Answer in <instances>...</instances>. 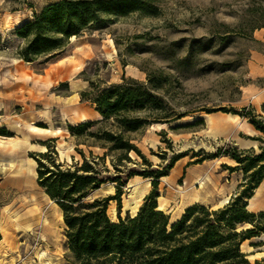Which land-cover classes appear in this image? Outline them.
I'll use <instances>...</instances> for the list:
<instances>
[{
    "label": "rangeland",
    "instance_id": "rangeland-1",
    "mask_svg": "<svg viewBox=\"0 0 264 264\" xmlns=\"http://www.w3.org/2000/svg\"><path fill=\"white\" fill-rule=\"evenodd\" d=\"M56 1L0 0V131L6 134L0 136V264H69L62 213L37 185L33 156L51 148V159L64 167L82 161L68 126L99 118L94 105L80 97L91 83L103 87L121 82L122 77L144 81L147 73L171 75L181 87L172 84L169 97L180 111H195L171 126L154 124L133 136L150 168L134 153L129 155L131 162L119 167L121 173L113 169L110 158L104 167L98 166L103 176H120L125 182L122 218L133 216L151 190L150 179L140 174L160 170L176 155L183 157L157 188L158 207L170 215V222L194 199L207 208L223 205L239 186L229 197L222 193V184L231 190L243 181L241 171L230 173L222 168L234 167L235 162L219 155L205 160L201 168H186L218 148L230 153L236 147L204 135L199 131L203 121H196L208 112L220 114L242 107L264 117V102L260 103L264 78L250 73L252 56L264 57V44L254 35L264 27V0H143L156 7L155 16L134 13L112 18L70 39L63 53L48 63L22 62L16 56L22 41L14 35L15 29ZM79 148L89 159L87 148ZM90 150L94 156L103 153L98 148ZM129 171L135 173L131 178L126 177ZM114 185L107 180L93 197L113 195ZM31 197L42 207L41 220L50 225L49 234L42 222L27 231V222L39 214ZM107 214L117 222L115 202H110ZM263 249L244 244L241 251L250 255Z\"/></svg>",
    "mask_w": 264,
    "mask_h": 264
},
{
    "label": "trees",
    "instance_id": "trees-1",
    "mask_svg": "<svg viewBox=\"0 0 264 264\" xmlns=\"http://www.w3.org/2000/svg\"><path fill=\"white\" fill-rule=\"evenodd\" d=\"M134 13L155 16L157 9L143 0H58L42 7L30 21L15 29L14 35L22 41L16 56L24 63H48L63 53L70 39L112 18ZM172 84L181 87L176 77L152 73H147L144 81L122 77L121 82L103 87L91 83L80 97L94 105L99 118L68 126L76 143L74 150L82 161L64 167L51 159V148L33 156L37 185L62 213L69 264H264V256L250 261L249 255L241 251L244 241L264 232V212L254 214L247 210V200L264 180V117L245 107L222 112L247 119L261 134L259 152L232 148L228 153L218 148L193 163L219 155L236 163L234 167L222 165L230 173L241 171L244 175L239 191L227 204L218 209L194 204L174 222L157 210L159 180L168 176L175 162L183 157L176 155L160 170L140 174L150 179L151 190L133 216H120L125 182L120 176H103L98 166L104 167L110 158L113 169L121 173L119 167L124 161L131 162V153L147 167L152 166L133 136L151 125L168 124L195 112L180 111L173 103L167 91ZM261 109L264 113V103ZM0 136H6L4 130ZM79 146L87 148L89 159ZM91 148L102 150V155L94 156ZM134 175V171H129L126 177ZM107 180L115 184L114 194L93 197ZM110 202L116 203L117 222L107 214Z\"/></svg>",
    "mask_w": 264,
    "mask_h": 264
},
{
    "label": "crops",
    "instance_id": "crops-1",
    "mask_svg": "<svg viewBox=\"0 0 264 264\" xmlns=\"http://www.w3.org/2000/svg\"><path fill=\"white\" fill-rule=\"evenodd\" d=\"M254 35H255V38H257L258 40H261L264 44V27L260 28L259 31H256ZM250 64H251V69H250L251 76L254 78H264V57L259 55L258 53H255V55L252 56ZM263 102H264V98L260 101V103H263ZM183 119H184V117L179 119V120H176L174 122L168 123V124H159V125L171 126V124L176 123V122H180ZM198 120H202L204 123V127L201 130H199L201 132H204V135H206L210 138H213L215 140H219L220 142H230L238 150H242V151L251 150V149L257 150L262 145L261 141L259 140L261 138V134L253 128V126L248 122L247 119L240 117L239 115H235V114H231V113H229V114H226V113H220V114L219 113H210V114L205 115V117L198 119ZM178 126L179 125H177L175 128H177ZM173 128L174 127H172V130H174ZM193 134H198V136H201L199 133H193ZM177 135L182 136L184 134H177ZM196 153H198V151H195V154ZM194 158H196V157H194ZM223 158H225V157H223ZM229 160H232V159L230 158ZM205 162L206 161H203L201 164L190 165L191 167H187L186 169L188 171L192 167L196 168L195 166H197L198 168H201L202 166H204ZM226 165L231 166L229 164H226ZM235 165H236V163H235ZM222 174H223V172H221V175ZM199 177H203V176L199 175L197 178H199ZM190 180H192V178L189 179V181ZM193 181L194 180H192V182ZM240 182H238L231 190H230V187H227L223 183L221 186V190H223L224 192H222V191L221 192L225 196L227 195L230 197L231 193L233 191H235V189L239 186ZM194 183H196V181H194ZM226 183L227 184L229 183L228 179L226 180ZM194 204L204 205L203 203L200 202L199 199L192 200L188 205H186L183 208L180 215L177 218H175L174 221L178 220L181 217V215L184 213V210L186 208H188ZM223 205L222 204L221 205H209V207H211V209H218V208H221ZM247 210L251 213H254V214L264 212V180L254 190L252 197L247 200ZM162 212H164V211L162 210ZM165 214H167V213H165ZM255 243H264V232L261 233L258 237L244 241L241 244V248L243 247L244 244H247L248 247L253 248L251 245L255 244ZM260 247H264V245H262ZM261 251L262 252L250 251L249 256L264 254V249Z\"/></svg>",
    "mask_w": 264,
    "mask_h": 264
},
{
    "label": "bare ground",
    "instance_id": "bare-ground-1",
    "mask_svg": "<svg viewBox=\"0 0 264 264\" xmlns=\"http://www.w3.org/2000/svg\"><path fill=\"white\" fill-rule=\"evenodd\" d=\"M87 120H84V121H82V122H86ZM81 122V123H82ZM43 150H44V148H42ZM44 151H46V150H44ZM20 170V169H19ZM31 199L35 202L33 205L35 206V207H37V209H38V211H39V214L37 215V216H35L34 218H32L31 219V221L30 222H27V224H26V228H27V231H30L31 229H30V226L32 225V224H38V223H40V222H42V226H43V228H44V232L46 233V234H49L50 233V229H49V227H50V225L47 223V221H46V219H44V220H41V215L43 214L42 213V210H41V205H39L36 201H35V199H34V197H31ZM228 198H226V199H224L223 200V204L225 205L226 203H228ZM32 202V201H31ZM157 210H159V211H161V209H160V207H158L157 208ZM43 218V217H42ZM50 223V222H49ZM263 255V254H262Z\"/></svg>",
    "mask_w": 264,
    "mask_h": 264
}]
</instances>
